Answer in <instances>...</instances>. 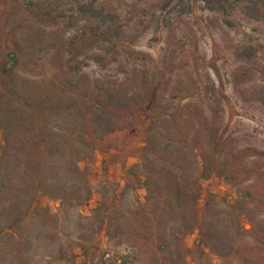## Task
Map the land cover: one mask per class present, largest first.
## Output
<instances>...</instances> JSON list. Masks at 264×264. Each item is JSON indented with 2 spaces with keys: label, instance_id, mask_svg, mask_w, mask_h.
Here are the masks:
<instances>
[{
  "label": "rangeland",
  "instance_id": "374dc122",
  "mask_svg": "<svg viewBox=\"0 0 264 264\" xmlns=\"http://www.w3.org/2000/svg\"><path fill=\"white\" fill-rule=\"evenodd\" d=\"M104 249L264 264V0H0V264Z\"/></svg>",
  "mask_w": 264,
  "mask_h": 264
},
{
  "label": "built area",
  "instance_id": "2783aa9c",
  "mask_svg": "<svg viewBox=\"0 0 264 264\" xmlns=\"http://www.w3.org/2000/svg\"><path fill=\"white\" fill-rule=\"evenodd\" d=\"M132 262L128 252L111 249H104L97 260V264H133Z\"/></svg>",
  "mask_w": 264,
  "mask_h": 264
},
{
  "label": "trees",
  "instance_id": "16d2710c",
  "mask_svg": "<svg viewBox=\"0 0 264 264\" xmlns=\"http://www.w3.org/2000/svg\"><path fill=\"white\" fill-rule=\"evenodd\" d=\"M35 151L22 153L21 158L23 160V163H26V165L29 166H34L37 160V153H40V150ZM73 170H76L78 173L80 172L76 166H74Z\"/></svg>",
  "mask_w": 264,
  "mask_h": 264
}]
</instances>
